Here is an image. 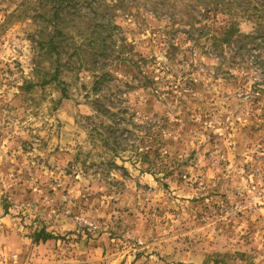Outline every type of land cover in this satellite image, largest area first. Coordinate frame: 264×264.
I'll return each mask as SVG.
<instances>
[{
  "label": "rangeland",
  "instance_id": "obj_1",
  "mask_svg": "<svg viewBox=\"0 0 264 264\" xmlns=\"http://www.w3.org/2000/svg\"><path fill=\"white\" fill-rule=\"evenodd\" d=\"M104 3L128 44L117 45L148 52L142 71L166 96L139 88L128 59L110 61L108 85L137 122L160 121L171 172L152 174L130 150L114 156L91 136L85 69L97 57L87 42L108 35L102 14L86 3L78 13L51 0H0V264H264V85L214 76L213 49L192 56L183 43L167 57L160 43L173 21L149 3ZM56 10L66 64L58 82ZM255 26L240 24L246 34ZM42 228L52 238L34 242Z\"/></svg>",
  "mask_w": 264,
  "mask_h": 264
},
{
  "label": "trees",
  "instance_id": "obj_2",
  "mask_svg": "<svg viewBox=\"0 0 264 264\" xmlns=\"http://www.w3.org/2000/svg\"><path fill=\"white\" fill-rule=\"evenodd\" d=\"M51 2L53 3L51 7L65 11L74 9L78 13L82 12L80 5L86 3L88 9H96L95 17L98 18L102 14L106 21L101 25L108 30V35L100 39L97 34L87 42L89 46H95L96 52H93V55L97 57L93 62V68L85 69L93 75L92 95L88 97L89 103L95 109V115L87 116L92 121L93 139L99 137L102 145L114 156L130 150L134 157H139L142 167L152 174H155V171L170 173L171 166L163 160L161 144L164 143L160 139V121L137 122L127 108L120 106L122 100H126L120 97L122 92L112 93L117 86L108 85L113 77L111 72L106 71L110 61L128 59L139 72L137 76L139 88L149 90L157 98L165 95L156 76L142 71V65L150 60L148 52L132 51V54L126 55L124 46L117 45L119 42L127 44V40L124 36H116L114 30L117 26H112L109 4L104 5L106 0H51ZM145 3L151 5L150 10L155 14L168 16L173 21V27L171 26L172 28L165 33L160 43L161 51L167 57H173L174 51L183 43L191 44L192 56L199 52L205 55L213 49L216 65L211 69V73L214 76L220 75L221 79L237 80L245 75L255 80L259 86L264 85V0H120L121 7L125 9ZM59 16L60 12L56 10L50 20L54 22V29L50 32L49 50L55 57L52 76L55 82L63 81L60 75L66 66L61 63L64 40L56 41L59 36H64V29H60L59 24L55 22ZM243 20L256 25L252 33L246 34L241 30L240 24ZM69 69H72V66ZM251 70L260 71L258 78L250 76ZM63 95L68 97L66 86L63 87ZM103 99L110 100V103L106 104ZM51 238L52 234L45 228L35 231L32 236L34 242L47 241Z\"/></svg>",
  "mask_w": 264,
  "mask_h": 264
}]
</instances>
